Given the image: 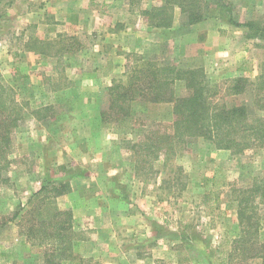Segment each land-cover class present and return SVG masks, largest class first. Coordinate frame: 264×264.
Wrapping results in <instances>:
<instances>
[{
	"label": "rangeland",
	"instance_id": "rangeland-1",
	"mask_svg": "<svg viewBox=\"0 0 264 264\" xmlns=\"http://www.w3.org/2000/svg\"><path fill=\"white\" fill-rule=\"evenodd\" d=\"M65 1L19 0V10L10 17L9 0H0V82L11 87L24 105L23 117L11 137L14 150L5 172L8 180L0 185V264H42L44 249L24 242L20 214L14 219L11 215L48 180H66L77 186L73 194L59 196L56 201L60 208H73L74 251L88 264H264V205L251 219L252 223L258 219L250 228H258L257 237L249 229L250 240L245 245L239 240L237 216L240 192L264 178V149L236 154L217 149L202 138H188L167 160L162 156L152 158L137 151L138 147L132 149L131 144L143 140L150 131L169 127L173 103L131 101L128 110L138 127L128 129V125L119 127L111 121V114L107 120L100 117L101 111L109 109L108 92L87 89L94 79L88 74L92 69L110 73L104 74L105 85L109 80L111 85L114 80L125 82L129 66L136 63L138 56L159 64L202 68L212 83L238 76L236 68L241 73L245 69L247 77L255 79L264 49L254 46V42L262 41L245 40V28L228 26L216 10L208 17L213 22L208 37L198 28L182 26L185 18L178 11L173 28L148 30L139 10L157 4V0H114L122 2L127 11L124 22L139 25L143 35L140 53L114 46L105 51L100 43L92 48L88 34H81L82 42L72 46L85 44L98 54L88 52L68 60L22 58L17 50L22 46L24 5L31 2L30 9L35 13L32 17L37 19L43 16L41 10L37 11L40 4L52 3L50 6L56 7L65 5ZM230 2L239 21L259 18L264 22V0ZM91 4L100 12L94 16L96 20L111 18L119 27L118 13L109 7L110 1L92 0ZM50 33L38 35L45 42L40 44L37 38L33 44L47 52H62L65 46L48 39ZM218 34L224 46L216 53L212 49L219 45ZM10 49L17 53L16 59L10 58ZM114 51L116 56L110 57ZM239 51L246 52L247 60L235 59ZM25 61L35 62L30 69L34 76L24 73L28 70L24 68ZM17 65L12 75L10 67ZM76 69L82 71L81 78L80 72L75 74ZM77 80L82 86L72 92L52 91L53 87ZM175 88L178 96L184 94L183 83H177ZM74 97L94 100L96 109L80 107L69 112L72 107L68 103L72 104ZM58 99L61 102L53 110L42 111L43 118L51 115L52 120L39 122L33 111L44 102ZM250 99L249 93L225 97L228 103ZM96 110L99 119L94 115ZM79 111H87L90 116H75ZM84 123L93 136L77 130ZM7 242L10 246H4Z\"/></svg>",
	"mask_w": 264,
	"mask_h": 264
},
{
	"label": "trees",
	"instance_id": "trees-1",
	"mask_svg": "<svg viewBox=\"0 0 264 264\" xmlns=\"http://www.w3.org/2000/svg\"><path fill=\"white\" fill-rule=\"evenodd\" d=\"M138 1L130 0V3ZM231 5L230 0H157V4L139 11L149 26L170 28L176 11L185 18L182 26H187L200 22L216 10L217 16L222 15L226 23L244 27L246 39L262 41H255L254 46L264 49L262 19L239 21ZM136 59V63L129 66L126 81L114 80L108 88L109 109L101 111L100 117L107 120L111 114L110 120L117 126L125 124L128 129H135L138 125L128 110V104L136 99L171 102L173 116L169 127L164 131L148 132L143 140L131 144L132 149L138 147L137 151H144L152 158L162 156L164 160L177 152L179 144H186L188 138H202L217 149H227L236 154L264 149V59L259 61V73L255 79L240 75L217 83L210 82L202 68L159 64L141 57ZM177 83L184 86L185 92L181 96L176 94ZM244 93L250 94V102L228 103L225 100L227 96ZM23 106L13 89L0 82V185L8 180L5 172L12 163L14 150L11 137L23 117ZM49 109L39 108L33 113L42 118V111ZM70 189L66 180H48L11 215L14 219L20 214L26 242L44 249L42 264H88V260L74 251L76 232L72 211L60 208L56 201ZM261 205H264V178L238 196L239 240L244 245L250 240L249 229L258 223V219L251 222L252 215ZM257 232L258 228L251 230L255 235ZM254 242L256 239L252 244Z\"/></svg>",
	"mask_w": 264,
	"mask_h": 264
},
{
	"label": "crops",
	"instance_id": "crops-1",
	"mask_svg": "<svg viewBox=\"0 0 264 264\" xmlns=\"http://www.w3.org/2000/svg\"><path fill=\"white\" fill-rule=\"evenodd\" d=\"M22 1V0H21ZM25 1V0H24ZM58 0H54V2H56ZM80 0H66L65 1V5H56V7L54 6H50L52 3L50 4H40L38 6V12L41 10L42 12V17L41 18H37V19H33L32 15L34 16V11H32L30 9V3L31 2H27L23 7L22 10L24 11V14L26 13V19L24 21V26H22V31L20 32V41H21V48L17 50V52H19L20 56H22V58H35V59H46V58H64L65 60L68 59H76L80 56H84L87 55L88 52L92 53H96L94 52L92 48H96V46L98 45V43H100L101 45H104V50H110V48H113L112 46H114L115 49H123L125 51H134L136 53H140V50L142 48L143 45V35L142 32L138 31L139 29V25H130L131 23H127L124 22L123 17L124 14L127 12L124 9V5L122 4V2L117 3L114 2V0H108L110 1V6L113 9H115L118 13V19L120 21V24L118 28L115 27V22L112 23V19L110 18H103V21H98L96 20V18H94L95 14L100 13L99 11H97L93 6H92V0H84V4H79ZM10 2V17H14V11L15 10H19V6H18V2L19 0H9ZM25 3V2H24ZM46 3V2H45ZM9 4V3H8ZM54 4V3H53ZM47 6V10L48 12H46V6ZM32 6V5H31ZM7 8V6H6ZM16 8V9H15ZM18 8V9H17ZM114 11V12H116ZM40 12V13H41ZM109 12V10H108ZM50 13V14H49ZM45 14V15H44ZM117 16V14H116ZM209 17V16H208ZM204 18L203 20H201L200 22H197L195 24L192 25H187L189 28H198L200 31L204 32V34H206V36L208 37L211 33V31L209 29H213V27H210L213 23L210 21V18ZM94 18V20L92 19ZM50 19V20H49ZM123 23V24H122ZM216 23V22H215ZM117 24V25H118ZM128 25V27H126ZM218 25V24H217ZM216 25V26H217ZM230 24H228L229 26ZM175 26V20L173 25L171 26L172 28ZM234 26V25H232ZM146 27L148 30H153V31H161L162 29H167V28H157V27H152L149 26L146 23ZM170 27V28H171ZM237 26H235V29ZM209 28V29H208ZM235 29L233 32L237 33ZM31 30V31H29ZM47 31H51L50 33V39L51 41H55L58 43H61L62 46H65L64 50L62 52H47V50L41 48H37L39 46L36 47H32L34 41L40 37L38 35H42L45 34V32L47 33ZM240 33H242V30H239ZM81 34H88V36L90 37V40L92 41V43H90L92 45L91 47H87L85 44L80 45V46H72V42L76 44L77 43H81L82 39H81ZM46 37V36H44ZM111 37L114 39L110 42ZM217 38H219V34L216 36ZM242 37L245 40L246 39L243 35ZM216 38V39H217ZM39 39V38H38ZM46 39V38H45ZM39 43L40 42H45L42 40H38ZM48 41V40H46ZM65 42V43H64ZM219 45L217 48H214V50L212 49V51L214 52H218L219 50L223 49V42L221 37L219 38V42H217ZM41 44V43H40ZM89 44V45H90ZM236 44V43H235ZM122 45V47H118ZM132 46V47H130ZM235 49V48H234ZM239 50V49H238ZM111 53V51H110ZM117 53V52H116ZM116 53L114 51V55H110V57H115ZM105 53L103 52L102 55H104ZM218 55V54H217ZM246 52L245 51H239L237 58L235 57V59H239V58H243L242 60H247V56H246ZM17 53L13 52L10 49V58L12 59H16ZM108 57V56H107ZM140 57V56H138ZM249 57V56H248ZM106 59V58H105ZM251 59V58H250ZM235 60V61H236ZM24 68L28 70H26L24 73L28 74L29 76H34V73H30L31 72V66L35 64V62H24ZM17 66H13L12 68L10 67V73L15 74L17 72ZM31 69V70H30ZM240 68H236L234 69V71L238 70V76L240 75H244L247 76V72L245 71V69L243 70V73L240 72L239 70ZM75 74L77 75L79 72V77H82V71H80L79 69ZM95 71H99V69L93 70L92 72H88V74H90L89 76H91L92 78H94L92 80V83H88L87 85V89H89V91H92L93 89H96V91L99 90H104L106 92H108V88L110 87V82L111 80L108 81V83H106L105 85V77L104 74H110L107 71H103V73H97ZM252 72V71H251ZM100 75L102 77H100ZM11 76V74H10ZM104 80V81H103ZM84 85V84H83ZM76 86H82V83L79 82V80L75 81V82H70V84L68 85H64V86H58V87H53L52 91H54V93H67V92H72ZM85 99V98H84ZM80 100L78 97L73 99L72 104L69 102L68 103V107H74V109H70L69 112H71L72 110H78L80 107L82 108H94L96 107L95 104L96 102L94 100L89 99L88 101L85 100ZM61 101L58 100H54V101H50V102H44L42 103L37 109L41 108H45V107H49L50 109H54L56 104H59ZM96 109V108H94ZM95 111V110H94ZM93 112V111H92ZM98 114L99 111L96 110V112H94V115L96 118H98ZM85 116L88 115L90 116V114L86 111V112H81L79 111L75 116ZM100 115V114H99ZM50 116H46V117H42V118H37V120H39V122L44 121L46 123L50 122L52 120V118H50ZM77 117V118H79ZM99 119V118H98ZM85 125L79 126L77 128V130H83L85 131V133L83 134H87L90 136H93L94 133L92 132V130L90 128H88V124L84 123ZM87 126V127H86ZM43 127V125H42ZM42 129H45L44 127ZM89 129V130H88ZM75 132V131H74ZM82 134V135H83ZM30 151V150H29ZM71 189L68 193L63 194L61 196H67L69 194H73L75 191V188L77 187L76 184H71ZM72 211L73 214V208L70 209ZM75 215L73 214V229H74V222H75ZM26 242V241H24ZM26 244H29L26 242ZM3 246V245H2ZM4 246H10V243H4Z\"/></svg>",
	"mask_w": 264,
	"mask_h": 264
}]
</instances>
